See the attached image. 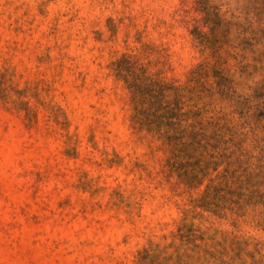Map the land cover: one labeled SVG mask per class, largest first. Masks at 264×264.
Wrapping results in <instances>:
<instances>
[{
  "label": "rangeland",
  "instance_id": "obj_1",
  "mask_svg": "<svg viewBox=\"0 0 264 264\" xmlns=\"http://www.w3.org/2000/svg\"><path fill=\"white\" fill-rule=\"evenodd\" d=\"M201 1L0 0V264H264V0H208L211 22ZM123 59L225 78L201 183L133 123Z\"/></svg>",
  "mask_w": 264,
  "mask_h": 264
},
{
  "label": "trees",
  "instance_id": "obj_2",
  "mask_svg": "<svg viewBox=\"0 0 264 264\" xmlns=\"http://www.w3.org/2000/svg\"><path fill=\"white\" fill-rule=\"evenodd\" d=\"M201 1L200 11L206 22L217 19ZM201 52L210 49L209 41L197 28L191 31ZM116 75L123 79L133 103V123L169 147L171 158L166 166L188 185L201 183L206 171L218 166L217 159L227 158L229 128L213 114L212 101L229 97L225 78L207 71V64L197 65L184 85L166 83L148 75L127 59L115 64ZM214 78L213 84L208 80ZM178 160H184L179 162ZM214 166V167H213Z\"/></svg>",
  "mask_w": 264,
  "mask_h": 264
}]
</instances>
